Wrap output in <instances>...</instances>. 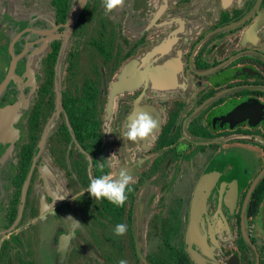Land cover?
Wrapping results in <instances>:
<instances>
[{
    "label": "flooded vegetation",
    "instance_id": "flooded-vegetation-1",
    "mask_svg": "<svg viewBox=\"0 0 264 264\" xmlns=\"http://www.w3.org/2000/svg\"><path fill=\"white\" fill-rule=\"evenodd\" d=\"M55 2L0 0V264H264V0Z\"/></svg>",
    "mask_w": 264,
    "mask_h": 264
},
{
    "label": "clouds",
    "instance_id": "clouds-1",
    "mask_svg": "<svg viewBox=\"0 0 264 264\" xmlns=\"http://www.w3.org/2000/svg\"><path fill=\"white\" fill-rule=\"evenodd\" d=\"M126 0H103V7L106 13H113L125 4ZM85 3V0H83ZM158 129V122L154 117L146 111L135 113L130 122L126 125L124 132V140L133 143L144 142L151 139ZM186 145L181 144L178 151L186 150ZM134 183V178L128 170H121L114 178L112 174H103L97 178H92L87 187L86 192L95 200H107L109 203L124 207L128 201V194L134 189L131 185ZM85 193V192H84ZM82 193L81 195H83ZM55 200H63L57 198ZM127 225L119 223L113 229L114 235L124 236L127 233ZM118 264H128V261L121 259Z\"/></svg>",
    "mask_w": 264,
    "mask_h": 264
},
{
    "label": "trees",
    "instance_id": "trees-1",
    "mask_svg": "<svg viewBox=\"0 0 264 264\" xmlns=\"http://www.w3.org/2000/svg\"><path fill=\"white\" fill-rule=\"evenodd\" d=\"M68 1H69V0H56V2H55L56 7H57L58 9H60V4L63 3L64 6H65V9H66V8H67Z\"/></svg>",
    "mask_w": 264,
    "mask_h": 264
},
{
    "label": "water",
    "instance_id": "water-1",
    "mask_svg": "<svg viewBox=\"0 0 264 264\" xmlns=\"http://www.w3.org/2000/svg\"><path fill=\"white\" fill-rule=\"evenodd\" d=\"M81 3H83V0H81Z\"/></svg>",
    "mask_w": 264,
    "mask_h": 264
}]
</instances>
